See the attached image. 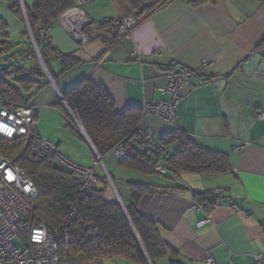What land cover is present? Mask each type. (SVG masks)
Segmentation results:
<instances>
[{"label": "crops", "instance_id": "0c3cea01", "mask_svg": "<svg viewBox=\"0 0 264 264\" xmlns=\"http://www.w3.org/2000/svg\"><path fill=\"white\" fill-rule=\"evenodd\" d=\"M198 1L176 0L157 9L139 21L128 37L107 47L99 35L110 39L109 35L94 25L90 38L85 29L93 22L122 18L119 7L113 0H77L76 7L48 30L53 46L80 62L62 75L58 59L50 61L53 74L39 61L48 84L33 91L32 101L38 106L37 120L40 108L69 116L71 125L64 117L65 127L76 139L75 148L62 152V143L56 145L63 155L83 165L80 162L86 158L95 162L99 154L62 92L90 78L122 114L169 99L164 91L171 64L195 70L207 63L208 78L194 75L193 89L178 102L173 125L143 113L140 127L155 140L180 129L199 146L228 154L230 172L173 175L167 171L160 176L124 166L113 153L99 155L96 173L108 182L107 199L122 207L131 204L129 183L157 188L141 197L138 209L176 252L174 257L170 252L163 255L170 264L171 258L182 264H206L209 258L212 264H253L257 254H264V122L257 119L264 112V0ZM19 2L0 0V38L11 43L23 42L27 31L26 22L10 9ZM37 134L42 138L39 130ZM166 149L173 154L180 146L174 142ZM97 185L102 186L100 181ZM174 185L181 190L164 192ZM208 190H223L226 198L211 213L193 210L194 193ZM208 218V224L198 226Z\"/></svg>", "mask_w": 264, "mask_h": 264}, {"label": "trees", "instance_id": "16d2710c", "mask_svg": "<svg viewBox=\"0 0 264 264\" xmlns=\"http://www.w3.org/2000/svg\"><path fill=\"white\" fill-rule=\"evenodd\" d=\"M113 1L122 12V18L135 16L141 21L176 0ZM33 2L32 6L26 5L25 12L39 53L51 74L50 61L58 59L62 66L61 74L64 75L80 61L74 55L62 54L50 41L41 38L40 33L52 27L63 13L76 7L77 0ZM10 7L21 21H25L19 3ZM117 20L93 22L85 29V34L92 38V26L96 25L100 33L109 35L110 39L102 34L99 38L110 47L120 36V28L115 26ZM23 38V42L14 43L0 40V58L4 62L0 66V102L5 106L34 104L35 92L48 84L27 31ZM62 97L101 157L113 154L114 149L122 145L127 152L122 164L146 173L160 176H166L167 171L173 175H221L231 171L228 154L203 148L184 131L176 129L157 140L145 134L155 144L166 169L165 173H159L154 168L153 156L139 149L143 109L118 113L108 93L90 78L82 79L62 92ZM64 117L71 125L66 113ZM174 142L179 144L180 150L171 154L166 148ZM0 155L20 167L34 182L38 196L32 201L35 214L33 225L43 224L49 232L60 236L58 253L61 264H119V261L156 264V260L168 252L176 256L157 226L142 216L138 209L141 197L154 193L157 188L129 183L131 204L123 208L107 199L106 178L97 177L95 184L85 190V182L80 175L55 161L53 155L43 156L35 149L33 139L6 140L0 137ZM98 181L102 186L97 185ZM177 190L181 187L164 188L166 193ZM225 198L223 194H216L215 190L194 193L195 203L207 213H211ZM65 233L68 239H65ZM170 262L182 264L176 258H171Z\"/></svg>", "mask_w": 264, "mask_h": 264}, {"label": "built area", "instance_id": "2783aa9c", "mask_svg": "<svg viewBox=\"0 0 264 264\" xmlns=\"http://www.w3.org/2000/svg\"><path fill=\"white\" fill-rule=\"evenodd\" d=\"M139 21L136 17L118 19L115 26L120 28L121 34L127 35L133 31ZM43 31L41 36H43ZM208 64L203 63L193 70L187 67H176L171 64L167 68L168 86L164 92L169 99L158 104H148L143 108L145 115H154L164 122L173 125L176 119L178 102L193 89L192 78L201 74L202 79L208 78ZM38 106L28 103L21 106H5L0 102V137L6 140L18 138L33 139L35 149L43 156L53 155L55 161L68 170L80 175L85 182V190L95 184L97 168L101 165V158L97 155L93 167L82 166L63 155L58 147L44 141L37 134ZM257 119L264 122V112L257 114ZM139 149L153 156L155 170L165 173L166 169L160 161L159 153L151 138L146 137L145 130L139 128ZM114 153L121 159L127 158V152L122 145L114 149ZM216 194H223V190H215ZM38 196L34 182L26 173L11 160L0 155V264H61L59 257L60 236L48 231L45 225H33L34 208L32 201ZM197 204L193 210H200ZM210 219L199 222L203 227ZM23 243L18 247L17 239ZM65 239L67 234L65 233ZM209 258L206 264H212ZM253 264H264V254L255 256Z\"/></svg>", "mask_w": 264, "mask_h": 264}, {"label": "rangeland", "instance_id": "374dc122", "mask_svg": "<svg viewBox=\"0 0 264 264\" xmlns=\"http://www.w3.org/2000/svg\"><path fill=\"white\" fill-rule=\"evenodd\" d=\"M19 7L22 10V14L24 16V20H25L26 25H27V33L29 34V37L33 41L34 48H35L36 53H37L38 61H40V63H42V65H43V61H42L43 59L39 53L36 39L33 35V31L31 30V28L29 26V23H28V19H27L26 12H25L26 4H25L24 0H20ZM43 30H42V32H43ZM50 31L45 30V33H43V36H41V33H42L41 32L40 33L41 38H46L48 41H51L49 38L50 37ZM119 34H120L119 38H126L130 34V32L127 35L121 34V32ZM14 40H16V39H14ZM45 66L43 65L44 70L46 69ZM65 124L66 123L64 121V117L62 116V114L58 110L52 109L49 107L48 108H40V116H39V120L37 122V130L40 131L41 137L44 141L51 142L55 145L58 142H61L62 144L60 145V148H61L62 152H63V150H67V149L74 150L75 146H74L72 140L76 141V139H75V137H73L74 135L71 133V131L65 127ZM81 130H82V128H81ZM80 163H82L83 164L82 166H85V167H93L95 165L94 161L92 159L87 160V158L85 159V162H80ZM96 175H97V173H96ZM15 243L18 247H23V243L19 238L15 241ZM119 264H132V263H124V262L119 261ZM149 264H151V262H149ZM158 264H170L169 258L166 256L161 257L158 261Z\"/></svg>", "mask_w": 264, "mask_h": 264}, {"label": "water", "instance_id": "95a60500", "mask_svg": "<svg viewBox=\"0 0 264 264\" xmlns=\"http://www.w3.org/2000/svg\"><path fill=\"white\" fill-rule=\"evenodd\" d=\"M80 126V125H79ZM81 127V126H80ZM82 128V127H81Z\"/></svg>", "mask_w": 264, "mask_h": 264}]
</instances>
